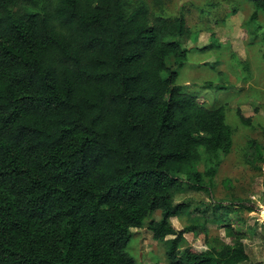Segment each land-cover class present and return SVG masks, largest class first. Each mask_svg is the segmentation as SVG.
I'll list each match as a JSON object with an SVG mask.
<instances>
[{
  "label": "trees",
  "instance_id": "1",
  "mask_svg": "<svg viewBox=\"0 0 264 264\" xmlns=\"http://www.w3.org/2000/svg\"><path fill=\"white\" fill-rule=\"evenodd\" d=\"M127 3L0 0V264H138L131 230L157 210L170 264L249 260L242 242L181 249L197 226L173 224L176 194L204 188L200 149L228 154L232 128L177 84L185 16Z\"/></svg>",
  "mask_w": 264,
  "mask_h": 264
},
{
  "label": "rangeland",
  "instance_id": "2",
  "mask_svg": "<svg viewBox=\"0 0 264 264\" xmlns=\"http://www.w3.org/2000/svg\"><path fill=\"white\" fill-rule=\"evenodd\" d=\"M143 1L152 14L185 16L189 33L181 41L189 52L185 63L176 66L177 84L208 107L224 105L232 128L228 154L200 149L196 168L204 173V188L185 185L176 194L175 200L188 207L171 219L173 224L184 230L197 226L184 232L181 249H221L242 242L249 255L244 264H264V11L251 19V0H127V7ZM210 43L215 45L201 48ZM169 63L174 65L172 59ZM238 108L249 123L241 120ZM216 162V173L206 175ZM214 212L224 220H214ZM161 215L157 210L143 227L131 230L127 251L138 264H170L166 239L173 236L157 240L149 228L151 219Z\"/></svg>",
  "mask_w": 264,
  "mask_h": 264
}]
</instances>
